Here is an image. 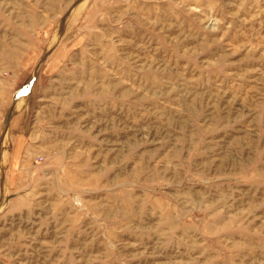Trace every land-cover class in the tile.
I'll list each match as a JSON object with an SVG mask.
<instances>
[{
  "label": "rangeland",
  "instance_id": "374dc122",
  "mask_svg": "<svg viewBox=\"0 0 264 264\" xmlns=\"http://www.w3.org/2000/svg\"><path fill=\"white\" fill-rule=\"evenodd\" d=\"M0 264H264V0H0Z\"/></svg>",
  "mask_w": 264,
  "mask_h": 264
}]
</instances>
